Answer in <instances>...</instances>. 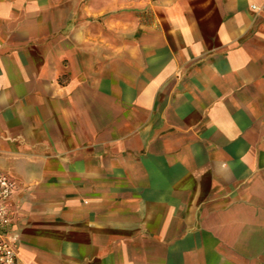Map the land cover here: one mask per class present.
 <instances>
[{"label": "crops", "instance_id": "0c3cea01", "mask_svg": "<svg viewBox=\"0 0 264 264\" xmlns=\"http://www.w3.org/2000/svg\"><path fill=\"white\" fill-rule=\"evenodd\" d=\"M0 172L20 264H264V0H0Z\"/></svg>", "mask_w": 264, "mask_h": 264}, {"label": "built area", "instance_id": "2783aa9c", "mask_svg": "<svg viewBox=\"0 0 264 264\" xmlns=\"http://www.w3.org/2000/svg\"><path fill=\"white\" fill-rule=\"evenodd\" d=\"M15 190L14 180L0 172V264H20L15 250V237L10 229L17 215L12 203Z\"/></svg>", "mask_w": 264, "mask_h": 264}]
</instances>
